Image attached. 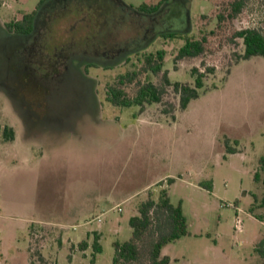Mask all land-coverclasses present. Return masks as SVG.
Segmentation results:
<instances>
[{"label":"rangeland","instance_id":"1","mask_svg":"<svg viewBox=\"0 0 264 264\" xmlns=\"http://www.w3.org/2000/svg\"><path fill=\"white\" fill-rule=\"evenodd\" d=\"M160 1L49 0L22 35L6 24L41 0H0V126L15 132L14 141L0 134V264H114L138 207L163 189L189 231L163 251L170 264H264V58L240 59L235 37L264 29V0L234 17L236 0L139 11ZM185 37L206 38V51L177 60ZM161 50L164 66L153 74L146 56ZM193 69L205 86L183 110L164 77L194 86ZM149 81L161 103L106 99L110 87L132 98ZM208 181L213 191L200 186Z\"/></svg>","mask_w":264,"mask_h":264},{"label":"trees","instance_id":"2","mask_svg":"<svg viewBox=\"0 0 264 264\" xmlns=\"http://www.w3.org/2000/svg\"><path fill=\"white\" fill-rule=\"evenodd\" d=\"M45 1L46 0H41L37 9H39ZM173 1L174 0H161L160 3L154 6L143 4L140 6L139 11L147 15H156L160 13L164 4L170 5ZM248 1L249 0L234 1L231 4L232 17L242 13ZM37 9L32 13L25 14L20 21L6 24L7 30L22 35L31 34L34 30V19L37 14ZM178 36L179 35L176 33L166 35L169 39H177ZM235 37L242 39L245 47L244 54L240 59L247 61L254 57L264 58V29H243L236 32ZM184 40L185 44L180 49L176 58L177 60L199 57L206 51V38L195 40L185 37ZM165 55V51L161 50L156 54H149L146 56V64L151 73L158 74L162 71ZM208 71L211 72L212 70L209 69ZM128 75L120 76V85H124L127 79L132 80L130 75ZM192 75L195 77L194 86L182 84L180 82L172 84L166 75L164 77L165 83L168 86H172L174 91L179 95L180 106L183 110H186L192 101L200 97L201 91L205 86V73L199 72L198 69H193ZM106 99L117 107L130 108L138 106L144 108L146 105L161 103L162 91L149 81L144 85H140L136 95L132 98H130L122 88L115 86L110 87ZM0 134L3 135L5 141L15 140V132L12 128H1L0 126ZM226 147L227 153H237V151L232 149L228 144ZM260 166L264 170V157L260 159ZM256 180H259V174L256 175ZM173 182V179L169 180L170 184ZM200 186L208 191H213L212 181L201 183ZM260 207H264V197L262 198ZM252 212H254L253 209ZM259 218L261 219V217ZM130 225L132 228L131 239L124 243L116 242L114 244V264H170L171 259L163 255L164 248L189 235L187 219L184 215L182 205H174L166 189L161 191L158 201L149 198L147 201L141 203L138 208V215L131 218ZM80 248L83 251L86 250V243L80 244ZM95 250L96 252H100L101 248L96 244ZM257 252L264 258V240L259 243Z\"/></svg>","mask_w":264,"mask_h":264},{"label":"crops","instance_id":"3","mask_svg":"<svg viewBox=\"0 0 264 264\" xmlns=\"http://www.w3.org/2000/svg\"><path fill=\"white\" fill-rule=\"evenodd\" d=\"M163 181H157L156 183H153V184H151V185H148L144 190L145 191H149L150 189H152L154 186H156V185H158V184H160V183H162ZM168 194H169V192H168ZM139 208V207H138ZM137 212H138V210H137ZM184 212V211H183ZM137 215H138V213H137ZM169 246V245H168ZM166 248V247H165ZM165 248H164V250H165ZM163 250V251H164Z\"/></svg>","mask_w":264,"mask_h":264},{"label":"flooded vegetation","instance_id":"4","mask_svg":"<svg viewBox=\"0 0 264 264\" xmlns=\"http://www.w3.org/2000/svg\"><path fill=\"white\" fill-rule=\"evenodd\" d=\"M46 2H49V0H46V1L43 3L42 6H44ZM37 13H38V9H37ZM36 19H37V14H36L35 19H34V29H35V26H36ZM33 31H34V30H33ZM32 33H33V32H32ZM32 33H31V34H32Z\"/></svg>","mask_w":264,"mask_h":264},{"label":"built area","instance_id":"5","mask_svg":"<svg viewBox=\"0 0 264 264\" xmlns=\"http://www.w3.org/2000/svg\"><path fill=\"white\" fill-rule=\"evenodd\" d=\"M119 210L121 211V208H120ZM98 222H102V219H101V218H99V219H98Z\"/></svg>","mask_w":264,"mask_h":264}]
</instances>
